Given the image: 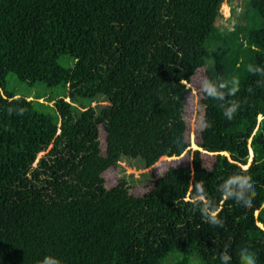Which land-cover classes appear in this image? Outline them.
Returning <instances> with one entry per match:
<instances>
[{
    "label": "trees",
    "instance_id": "1",
    "mask_svg": "<svg viewBox=\"0 0 264 264\" xmlns=\"http://www.w3.org/2000/svg\"><path fill=\"white\" fill-rule=\"evenodd\" d=\"M235 1L242 11L222 30L223 0H0V264L46 254L166 264L175 253L173 264H216L225 250L239 264L244 246L264 264V88L247 71L264 70V0ZM9 73L66 93L51 106L18 96ZM201 74L238 77L226 97L239 104L232 120L199 94ZM191 87L200 114L190 163L167 162L141 186L115 176L122 158L149 167L189 152ZM99 97L108 105L75 113L77 100ZM201 116L210 127L199 128ZM234 174L256 189L247 209L219 203L218 185ZM195 181L219 208L218 228L193 210Z\"/></svg>",
    "mask_w": 264,
    "mask_h": 264
},
{
    "label": "clouds",
    "instance_id": "2",
    "mask_svg": "<svg viewBox=\"0 0 264 264\" xmlns=\"http://www.w3.org/2000/svg\"><path fill=\"white\" fill-rule=\"evenodd\" d=\"M248 73L256 80L255 88H264V70H257L251 65L247 68ZM239 90V79L236 76L222 79H211L206 74H201L198 78V92L205 99H213L219 102L223 116L232 120L239 108L236 100H226L228 96H234ZM210 122L201 116L199 128L201 130L210 127ZM194 195L191 197L193 210L198 211L201 219L212 226L218 228L219 222L217 214L219 208L216 202L211 200L204 188L203 181H195L193 184ZM219 203L227 204L236 209H247L250 207L253 198L256 196V189L252 186L251 180L242 174H234L218 185ZM239 264H257V257L253 250L244 246L237 252ZM37 264H61L58 257L46 254ZM216 264H231V257L227 250L223 255L216 256Z\"/></svg>",
    "mask_w": 264,
    "mask_h": 264
},
{
    "label": "rangeland",
    "instance_id": "3",
    "mask_svg": "<svg viewBox=\"0 0 264 264\" xmlns=\"http://www.w3.org/2000/svg\"><path fill=\"white\" fill-rule=\"evenodd\" d=\"M240 2H236L235 0H223L220 13L221 18L218 19V26L220 29H229L235 24L236 18L242 11L241 7L239 6ZM231 4V5H230ZM231 6L235 7V15L231 14ZM208 61L210 60L209 54ZM211 62V61H210ZM58 63L63 65L64 67H69L72 64V60L61 58L59 59ZM6 90L13 94H17L18 96H30V99H33L36 96H40L38 101L40 103H45L49 106L53 105V102L47 103L48 99L50 98H57L59 96L65 95L63 87H54L49 88L46 87L44 84L41 83H33L32 85H28L25 82L19 81L13 73H9L6 76ZM191 94L188 97L190 99L189 102V111L191 114L188 116L187 120L191 124L192 134L190 137V150L188 153H184L179 157H161L159 158L156 163L152 166H145L144 162L140 159H129V158H122L116 167V171L114 170V175L118 178L126 180L129 185L134 186H141L148 184L154 176L159 174L163 168H165L167 162H172L173 165L179 166L182 165L184 162L191 161L192 158V151L196 150L197 147L194 143V130L196 127V122L198 121V116L200 114V110L198 107V99L197 94L194 88L191 87ZM29 99V100H30ZM65 101H69L68 98ZM75 107V113H79L81 110H85L88 108H94L96 111L101 109L102 107L108 105V102L103 98H96L94 101L87 103L82 100H77L75 103L72 104ZM193 145L195 147H193ZM50 148V147H49ZM48 148V149H49ZM47 149V150H48ZM46 150V151H47ZM41 152L37 155L36 161L41 158L45 153ZM202 155L203 166L207 167L210 162V157L207 155ZM252 158V153L249 151V159L248 163ZM36 161L33 164V167L36 165ZM182 258L181 254L175 253L164 259L166 264H173L176 261H179ZM188 264H202V262L196 257L191 256L188 259Z\"/></svg>",
    "mask_w": 264,
    "mask_h": 264
}]
</instances>
